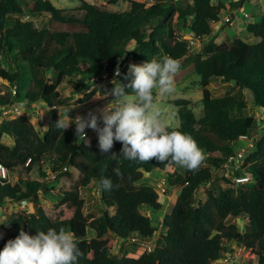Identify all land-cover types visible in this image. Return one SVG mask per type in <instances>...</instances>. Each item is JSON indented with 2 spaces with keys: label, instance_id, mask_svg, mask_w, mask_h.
I'll list each match as a JSON object with an SVG mask.
<instances>
[{
  "label": "trees",
  "instance_id": "trees-1",
  "mask_svg": "<svg viewBox=\"0 0 264 264\" xmlns=\"http://www.w3.org/2000/svg\"><path fill=\"white\" fill-rule=\"evenodd\" d=\"M71 1L81 6L68 11L50 0H0V82L16 88L15 100L27 109L36 104L62 107L69 100L58 91L64 80L81 79L73 94L84 92L80 101L87 103L97 93L96 78L130 83L126 69L130 58L142 65L162 53L178 60L186 57L181 69L193 66L204 87L203 114L197 116L191 100H174L171 104L177 109L179 126L168 130L191 136L203 160L196 170L185 168L179 173L176 164L155 157L146 162L121 158L123 145L118 141L108 153H102L98 137L88 143L76 136L74 127L58 130L60 117L55 110H51L43 134L26 115L3 121L0 164L9 179L0 177V209H5L0 251L21 230L35 235L55 228L73 234L81 253L78 264H215L225 258L230 244L242 248L245 258L264 264V128H260L261 120L247 114L249 103L264 112V17L246 27L256 43L237 38L220 44L211 37L213 24L221 21L223 13L242 5L241 0H153L151 6L136 0H109L115 6L128 3L131 9L124 12H111L86 0ZM28 14L46 16L45 26L37 28L33 21H26ZM175 22L178 30L186 28L201 41H209L191 53ZM131 42L135 43L133 50L127 53ZM4 55L12 57L14 70L3 66ZM213 80L228 84L223 96L214 97L208 89ZM247 90L252 93L251 100L246 98ZM12 102L9 95L0 94L2 111ZM245 137L253 139L254 145L245 152L244 170L238 176L252 178L256 184L237 192L235 187L219 186L213 170L237 158L235 146ZM4 138L14 139L13 145L4 143ZM65 168L76 174L74 188L52 193L55 205L43 207L40 191L49 192L47 184L30 176L38 172L45 179L48 172L60 174ZM147 174L166 179L170 188H182L162 224V242L153 249L143 247L114 258V244L108 235L149 244L159 232L153 214L164 210V201L154 186L143 184ZM14 176L18 177L16 183ZM105 177L113 182L111 191L101 188ZM93 186L100 193V216L90 211L82 196V190ZM206 186V201L198 202L197 192ZM29 200L27 210L10 206ZM244 218L249 224L243 232L237 224L229 223Z\"/></svg>",
  "mask_w": 264,
  "mask_h": 264
},
{
  "label": "rangeland",
  "instance_id": "rangeland-1",
  "mask_svg": "<svg viewBox=\"0 0 264 264\" xmlns=\"http://www.w3.org/2000/svg\"><path fill=\"white\" fill-rule=\"evenodd\" d=\"M55 7L59 9H67L68 11H75L77 8L81 6V3L71 0H50ZM87 2L97 5L99 7H102L106 10H109L111 12H124L129 11L131 9V6L127 4L123 5H112L109 0H86ZM139 2H145L147 6H151L154 2L153 0H136ZM175 3H180L182 0H171ZM185 3H191L192 0H184ZM244 11L250 15L251 19H244V17L237 12L235 16V21L232 19L230 24H214L213 25V34L212 38L216 39L217 43H227L230 44L232 41H234L237 38H240L250 44L256 43L257 39L251 37V35L248 34L246 27L249 22H256L259 23L262 21V18L264 17V0H248L244 5ZM228 14L222 15V23L223 19ZM26 21H33L35 24V27L42 28L45 26L47 22V17L44 15H40L37 17H32L30 14L27 15L25 18ZM217 25V26H215ZM175 28L179 35L182 36V38L189 43L190 46V52L196 53L201 50V48L204 46V42L206 43L209 41L208 38L204 39L203 41H200L199 38L194 36L192 33H190L186 28L182 30H178V27L175 22ZM134 42H131V44L127 48V53L131 52L134 47ZM167 55L161 54L156 58V60H161L162 57H165ZM186 57L182 59H175L180 64V70L176 73L174 76V84H175V91L171 95L167 96H157L156 97V104L160 107L162 111V119L164 123L168 126V128H177L179 126V116L177 113V109L174 108L171 104L174 100L177 99H188L195 103V113L198 117L202 116L203 109L200 105V102L203 98V90L204 87L200 84V78L194 71L193 66H189L185 69H181V65L185 61ZM2 64L6 69L14 70L15 68V62L13 61L12 57L9 55H4L2 57ZM138 65L136 62H134L133 58H130L126 69L129 71V65ZM81 79H76L73 82H70L68 79L64 80L62 84L59 86L58 91L63 95V97L68 98V105L57 107L60 109V111L64 110V107H71V110L69 111V116L71 118H75L78 115L86 116L89 111H93L97 108L104 107L111 99V96H107L106 94L110 93L116 84L115 78L108 79L106 76H103L101 78H96L97 81L96 87L97 93L94 94L92 99L87 103H82L80 100L84 97L85 93L81 92L77 95L73 94V90L75 87V84L78 83ZM85 83H88V79H83ZM92 83V81L90 82ZM208 89L211 91L212 95L215 96H223L225 92L228 89V84L221 82L220 80H213ZM17 89L12 88L10 85L6 84L5 82H0V94L1 95H9L11 97V100L13 99L14 102H12V105L9 106V108L12 110L9 112V114L6 116L5 121L13 120L21 115H26L30 121H32L35 125H37V128L39 129V132L43 134L47 130V124L50 119V111L51 109L49 107H46L42 104H36L31 106V108H25L24 104H21L20 102H17L15 100ZM246 98L252 99V93L247 90L246 92ZM55 111L58 112L59 110L55 109ZM262 111L256 106L255 103H249L247 114L249 116L254 115L257 119L262 115ZM75 126L72 125L69 128H72ZM258 128V127H257ZM87 139L86 141L89 143L91 140L97 138V134L91 130L86 129ZM255 133H252L250 137H254ZM4 143L8 145H13L14 139L12 138H4ZM247 147V143L242 140L239 141L235 148L236 151H240L241 149ZM207 166V165H206ZM176 171L179 173H184L185 168L177 165ZM243 170V169H242ZM238 172H241L240 168H237V166L234 168V166L230 163L225 164L220 169L213 170L214 173V180L215 182L223 187H235L237 192L240 190L246 191L248 189H251L256 183L254 179H246V180H240L241 176H238ZM30 179L34 180H43L49 189V192L46 191H40V195L42 198V206L45 208H52L55 205L54 200H56V197H53L58 191H64V190H70L74 188L75 183L77 181V177L74 171H72L70 168L66 172L63 170L60 174H53L52 172H48V176L45 179H41L38 172H35L30 176ZM13 182H18V177L14 176L12 178ZM162 178H155L151 174L146 175V182L143 184L145 185H151L154 186L157 190V192L160 194L161 200L164 201V210L159 211L158 213H154V221L153 225L158 226L159 232L157 233L156 237L149 243V244H143L139 240H132V241H121L114 237L112 234L108 235V239L113 241L114 248L112 250V256L114 258H122L124 255L133 253L139 248L147 247L149 249L155 248L159 243L162 242V224L165 220V217L172 213V210L174 208V205L176 204L177 198L181 192V187L179 188H170L169 184H162ZM228 180V181H226ZM230 182V183H229ZM208 189V186L202 187L197 192V201L198 202H205L206 201V190ZM51 190V192H50ZM82 196L87 202V205L93 213L100 216L102 214L103 207L101 205V199H100V193L99 189L96 186H93L87 190H82ZM30 200L27 202V204L22 203H12L10 206L14 207L17 211H23L27 210V205H29ZM5 212V209H0V223L4 221L3 214ZM110 213L113 215L114 210L111 209ZM146 216L151 217V214L149 211L145 210L143 212ZM235 223L239 226L240 230L243 232L245 227L249 224L248 219H241V220H231L229 223ZM91 237H94V234H90ZM236 244H234V247ZM236 248V247H235ZM238 249V248H237ZM239 250V249H238ZM244 253H246L244 250H242ZM228 250L225 255V259H222L215 264H228L231 262L234 257L237 259L242 258L243 252L241 251H234ZM227 260V261H225ZM242 264H258L255 263L254 259L251 258L245 259L244 257L241 259Z\"/></svg>",
  "mask_w": 264,
  "mask_h": 264
},
{
  "label": "clouds",
  "instance_id": "clouds-1",
  "mask_svg": "<svg viewBox=\"0 0 264 264\" xmlns=\"http://www.w3.org/2000/svg\"><path fill=\"white\" fill-rule=\"evenodd\" d=\"M247 1H242V5L236 9L223 13L228 14L223 23L221 18L220 22L214 24H230L237 12L244 19H251L244 11ZM179 70V62L170 56L162 57L161 60H148L142 65H129L130 83L115 84L112 91L106 94V97L111 96L112 99L104 107L89 111L86 116L78 115L74 119L68 114L71 107H64L63 111L56 107L60 117L56 128L63 132L74 125L75 134L81 141H86V129L93 130L98 136V146L102 153H108L114 141H118L123 145L121 158L128 161L146 162L155 157L159 162L176 164L194 171L203 160L201 149L191 136L168 130L162 119V111L155 102L157 96L171 95L175 91L174 76ZM116 75H120L118 68ZM6 109H10L9 106L3 111L0 109V125L7 120L3 115ZM258 120H261V117ZM260 128H264V125ZM242 140L247 143V147L241 149L238 156L240 153L245 156L247 149L254 145V140L249 137ZM238 156L229 163L243 171L244 156L240 160L241 166L237 165ZM246 179L252 178H240ZM163 181L167 184L166 179L162 180V184ZM100 183L103 191H111L113 188V182L108 177L103 178ZM237 247L239 250L236 251L243 252L242 248ZM80 255L73 234L64 229L48 228L46 231H37L35 235L21 230L19 235L9 240L0 251V264H78ZM243 257L245 258L244 252ZM236 263L233 259L228 264Z\"/></svg>",
  "mask_w": 264,
  "mask_h": 264
},
{
  "label": "built area",
  "instance_id": "built-area-1",
  "mask_svg": "<svg viewBox=\"0 0 264 264\" xmlns=\"http://www.w3.org/2000/svg\"><path fill=\"white\" fill-rule=\"evenodd\" d=\"M242 1H245V0H242ZM241 11H243V10H241ZM227 21H229V19H227ZM56 107H53L52 109H55ZM12 110L11 109H6L5 111H4V113H3V115L4 116H7L8 114H9V112H11ZM261 122H262V126L264 125V116L263 117H261ZM86 138H87V134H86ZM243 156H244V154L243 153H240L239 154V156H238V159H237V165L238 166H241L242 165V163H241V159L243 158ZM235 159H232L231 161H234ZM30 164V161L28 162V164L27 165H29ZM64 171H68V168H65L64 169ZM8 171H7V169L2 165V164H0V177L2 178V179H4V180H7L8 179ZM163 184H165V181H163ZM225 261H227V260H225Z\"/></svg>",
  "mask_w": 264,
  "mask_h": 264
},
{
  "label": "crops",
  "instance_id": "crops-1",
  "mask_svg": "<svg viewBox=\"0 0 264 264\" xmlns=\"http://www.w3.org/2000/svg\"><path fill=\"white\" fill-rule=\"evenodd\" d=\"M235 247H236V248H235ZM235 247H234V244H230V245H229V249H230V250H233V252H234L235 250H237V248H238L237 246H235ZM233 252H232V253H233ZM234 259L236 260L237 264H242V262H241V259H242V258H239V259H238V258H237V259L234 258Z\"/></svg>",
  "mask_w": 264,
  "mask_h": 264
}]
</instances>
